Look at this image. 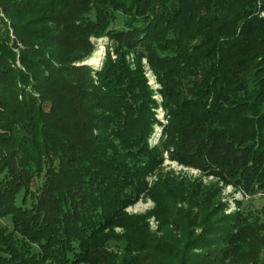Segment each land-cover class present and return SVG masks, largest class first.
<instances>
[{"label": "trees", "instance_id": "trees-1", "mask_svg": "<svg viewBox=\"0 0 264 264\" xmlns=\"http://www.w3.org/2000/svg\"><path fill=\"white\" fill-rule=\"evenodd\" d=\"M263 10L264 0H0L13 26L0 17V264L174 255L125 237L118 251L105 232L144 186L131 162L158 156L148 144L157 104L127 53L161 87L169 159L244 193L264 189ZM103 34L118 46L95 79L80 60Z\"/></svg>", "mask_w": 264, "mask_h": 264}, {"label": "rangeland", "instance_id": "rangeland-1", "mask_svg": "<svg viewBox=\"0 0 264 264\" xmlns=\"http://www.w3.org/2000/svg\"><path fill=\"white\" fill-rule=\"evenodd\" d=\"M260 16L264 17V10ZM0 17L12 34L10 19L2 13ZM90 39L91 52L80 63L90 66L96 79L95 73L103 71L108 55L115 57L118 45L104 34L91 36ZM94 56L99 57L96 65L91 63ZM125 58L137 71L140 62L152 99L157 104L153 108L157 122L153 124L148 144L158 147V156L148 165L131 162L143 169L144 186L140 188L137 200L123 209L126 217L114 221L115 225L105 230L113 237L109 244L115 248V241L125 237L137 244L142 241L153 249L174 253L162 257L154 251L141 254L145 257L139 258L141 264H151L150 260L153 264L154 261L159 264H182V259L191 252L199 254L205 250L212 254L216 252L219 264H260V259H264V189L244 193L232 184L169 159L161 146L164 139V136L161 138L162 129L166 124V109L159 94L161 87L144 59L138 60L131 53H127ZM95 83L102 88L99 80ZM138 219L143 221L142 227L136 225ZM0 224L6 226L9 221L3 218ZM217 235H221L220 238H216ZM208 237L211 238L205 244L207 248L197 246L189 250L202 243L199 240ZM118 245L120 248L115 249L119 251L123 242ZM32 248L37 249L35 246Z\"/></svg>", "mask_w": 264, "mask_h": 264}, {"label": "bare ground", "instance_id": "bare-ground-1", "mask_svg": "<svg viewBox=\"0 0 264 264\" xmlns=\"http://www.w3.org/2000/svg\"><path fill=\"white\" fill-rule=\"evenodd\" d=\"M98 53V56L100 55L99 54V51L97 52ZM97 55V54H96ZM98 56H94V57H92V59H91V63L93 64V65H96L97 64V62H98V60H99V57Z\"/></svg>", "mask_w": 264, "mask_h": 264}]
</instances>
